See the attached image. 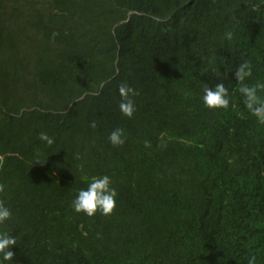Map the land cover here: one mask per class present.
<instances>
[{"label":"trees","instance_id":"trees-1","mask_svg":"<svg viewBox=\"0 0 264 264\" xmlns=\"http://www.w3.org/2000/svg\"><path fill=\"white\" fill-rule=\"evenodd\" d=\"M244 60L247 82H264V0H0L15 264H264V125L237 90ZM217 73L235 107H204ZM122 83L137 91L131 118ZM85 174L112 177L110 216L72 210Z\"/></svg>","mask_w":264,"mask_h":264},{"label":"clouds","instance_id":"clouds-1","mask_svg":"<svg viewBox=\"0 0 264 264\" xmlns=\"http://www.w3.org/2000/svg\"><path fill=\"white\" fill-rule=\"evenodd\" d=\"M53 35H57L53 33ZM223 39L231 42L234 39V33L227 30L223 34ZM254 65L244 60L234 71V80L238 85V92L243 98V104L247 111L253 116L257 123L264 125V82L257 81L256 83H248L253 76ZM228 75V74H227ZM224 78L220 73H217L219 82L212 85H205L201 96L204 107L211 110H227L235 107L233 104V94L229 87L225 85ZM119 95L121 97L119 103L120 112L131 118L136 111V104L133 99L137 95V91L127 83H122L119 86ZM95 122L92 127H95ZM38 139L42 143L51 146L55 143V138L47 132H40ZM127 140L126 131L123 128H114L108 135V141L113 147H120ZM37 163H44L37 156ZM82 180L86 186L76 191L75 197L71 202L72 210L77 213H83L88 217H93L97 213L103 216H110L117 206V189L113 186L112 177L107 174L83 175ZM6 185L0 183V193L5 192ZM13 218V212L6 202L0 199V264H15V253L12 248L17 244V237L12 234L8 224ZM246 264H257V257L250 255L246 259Z\"/></svg>","mask_w":264,"mask_h":264}]
</instances>
